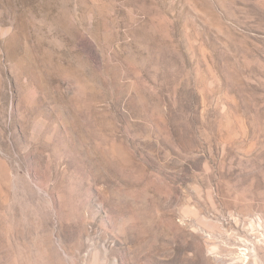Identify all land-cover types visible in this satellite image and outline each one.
I'll return each mask as SVG.
<instances>
[{"label":"rangeland","instance_id":"1","mask_svg":"<svg viewBox=\"0 0 264 264\" xmlns=\"http://www.w3.org/2000/svg\"><path fill=\"white\" fill-rule=\"evenodd\" d=\"M0 264H264V0H0Z\"/></svg>","mask_w":264,"mask_h":264}]
</instances>
